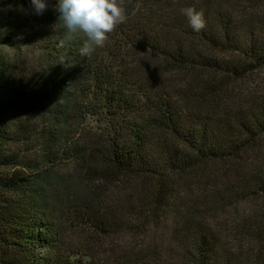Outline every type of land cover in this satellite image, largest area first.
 Returning <instances> with one entry per match:
<instances>
[{"label": "trees", "instance_id": "16d2710c", "mask_svg": "<svg viewBox=\"0 0 264 264\" xmlns=\"http://www.w3.org/2000/svg\"><path fill=\"white\" fill-rule=\"evenodd\" d=\"M55 3L0 0V264H264V0H126L88 56Z\"/></svg>", "mask_w": 264, "mask_h": 264}, {"label": "clouds", "instance_id": "9594fccd", "mask_svg": "<svg viewBox=\"0 0 264 264\" xmlns=\"http://www.w3.org/2000/svg\"><path fill=\"white\" fill-rule=\"evenodd\" d=\"M31 4L36 14L48 8V0H31ZM54 7L69 36L77 31L87 36L80 48L83 56L91 55L95 47H103L109 34L127 20L124 0H56ZM181 11L195 32L205 27L202 11L191 6Z\"/></svg>", "mask_w": 264, "mask_h": 264}, {"label": "rangeland", "instance_id": "374dc122", "mask_svg": "<svg viewBox=\"0 0 264 264\" xmlns=\"http://www.w3.org/2000/svg\"><path fill=\"white\" fill-rule=\"evenodd\" d=\"M124 4H126V0H124ZM28 12H31V10H28ZM38 20H37V25H41V19L42 16H38ZM30 24H28L29 26ZM216 58L218 59H225L227 58L226 56L220 55V54H216ZM242 82H247L245 79ZM248 85L246 86H242L239 87L235 92L238 93L239 98L243 96V91H246L248 88H253V87H248ZM230 98H228L227 100H223V101H229ZM103 124L102 123H97L96 118L94 117H90V119H88V121L85 124V128L87 130H91V132L95 131V132H100V127H102ZM128 203H132V195L128 198ZM111 208H122L123 210H125L126 208L124 207V203L123 201H121L120 203L111 204ZM117 218L112 219L115 224H116V229L115 230H119L117 232V235H114L115 238H111L108 239L107 237L102 239L101 241H99V246L101 249L106 250L108 248V245L111 244L112 242H117L119 245H122L124 248H128L130 251H135L136 250V246L140 247L142 246V244L148 243L149 241H153V237L154 235H158L161 233L162 228L161 226L159 228H155V227H151L149 224L145 223L144 221H141L140 218H135V216L132 215H120L117 214ZM171 223V222H169ZM88 260V259H86Z\"/></svg>", "mask_w": 264, "mask_h": 264}]
</instances>
